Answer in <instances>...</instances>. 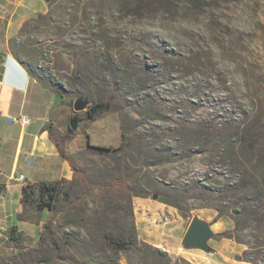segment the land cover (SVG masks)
Instances as JSON below:
<instances>
[{"label":"rangeland","instance_id":"374dc122","mask_svg":"<svg viewBox=\"0 0 264 264\" xmlns=\"http://www.w3.org/2000/svg\"><path fill=\"white\" fill-rule=\"evenodd\" d=\"M102 1L50 0L44 11L25 21L15 41L29 44L44 71V86L50 88L53 82L62 87L69 109L60 121V135L69 130L64 149L86 175L88 189L74 209H67L81 185L73 174L64 179L49 236L43 213L32 204L22 205L21 192L19 199L7 194L15 185L22 189L32 184L16 182L19 175L11 173V163L3 157L0 264H72L69 258L81 263L88 249L83 226L87 221L99 220L100 231L115 232L117 210L123 213L131 203L134 216L137 202L153 199L132 196L135 189L129 181L117 191L96 187L107 181L104 171L115 167L116 157L100 156L87 143L115 149L122 135L137 150L136 160L148 161L138 174L140 181H152L178 209L166 206L188 225L197 218L208 226L211 236L203 255L215 264L222 261L219 254L237 261L246 246L223 237L233 230V222L218 217L214 209L217 199L230 200L227 189H236V177L208 164L207 154L177 152L174 135L180 128L190 133L202 124L207 136L232 125L260 141L256 135L264 134V0H203L207 4L199 14L173 0H110L108 7ZM82 97H113V104L107 115L90 121L87 105L74 109ZM71 119H76L75 128L69 125ZM165 147L173 155L156 158L154 150L166 155ZM257 150L252 164L264 158V150ZM130 160L128 170L137 171L140 164ZM10 200L14 204H8ZM136 231L138 235L137 226ZM240 237L249 244L263 238L250 229ZM52 239L60 245L59 257L53 256ZM117 258L120 264H140L125 252Z\"/></svg>","mask_w":264,"mask_h":264},{"label":"trees","instance_id":"16d2710c","mask_svg":"<svg viewBox=\"0 0 264 264\" xmlns=\"http://www.w3.org/2000/svg\"><path fill=\"white\" fill-rule=\"evenodd\" d=\"M173 1L189 5L197 14L203 12V8L207 4L203 0ZM102 5L103 7H108L110 0H103ZM26 25L27 22L23 24L18 35L10 39L9 49L13 58L27 74L37 82L43 84L46 80L44 71L39 65L38 58L33 57V51L29 50V44L19 43L15 45V41L22 35ZM50 90L58 97L64 98L61 86L52 82L50 83ZM81 101L87 105V119L94 121L108 114L113 104V97H108L105 100L100 97H82ZM51 128V125L47 127L49 138L59 158L68 163L73 176L77 178L78 184L81 185V190L77 197L73 198L66 207L67 209H74V206L87 194L88 180L84 172L76 167L71 155L66 153L64 149L65 136L69 130L66 129L64 135H60L55 139ZM203 128L201 124L199 128L190 131V133L184 128H180L177 132L175 131L174 137L178 141V149L176 151L182 155L191 152L199 155L207 154L209 158L208 162H210L208 164H213L215 167L222 169L225 168L228 175L236 177V189H227L230 193V197H228L230 200H225L227 197H221L217 199L218 205L214 208L218 217H227L233 222V230L223 237L246 246L241 255L235 258L237 261L249 264H264V158L261 157V159L255 161V164H252L253 154L258 152L257 147L260 148V152L264 150V134L259 133L256 135L260 141L255 142L251 139L252 135H248L246 133L247 130L244 128L241 130L239 126L233 127L229 125L228 129L223 128L221 132L217 131L213 133L214 135L208 133L207 136L202 133L201 129ZM232 129L234 132L230 133L229 131ZM207 143H210L208 149L206 148ZM87 146L100 156L116 157L114 161L115 167L104 171L107 181L96 184L97 188L117 191L126 188L125 182L129 181L133 184V189H135L132 196L149 198L155 195V200L158 202L178 209L175 203H171L164 197V194L157 190L159 188L152 181H149V179H142L140 181L138 174L142 171V167L148 165V161L143 159L142 161L136 160L134 154H136L137 150L130 142L126 141L124 135H122L121 144L115 149L93 147L88 143ZM163 149L166 155L159 154L160 151L155 149L154 152L157 154L154 156L160 158L162 156L170 157L173 155L167 147ZM127 160H130L134 165L140 164L141 167H138L137 171L135 169L130 172L127 168ZM64 182V179H60L55 182L26 185L21 189L20 203L22 205L26 203L32 204L38 211L43 213L46 219L43 223L44 230L49 236L50 216L55 212L59 196V186ZM82 215L83 213H81V220ZM115 218V221L119 224L115 228V232L105 233L104 230L100 231L97 228L100 225L99 220H90V222L87 221L83 225L89 238L86 243L89 250H86L81 263H78L73 258H69L72 264H120L117 258V254L120 252H125L127 258L136 257L140 264H190L182 258L173 259L162 249L139 240L131 203L128 204L123 213L121 210H117ZM245 229L254 230L261 234L263 237L262 241H256L254 244L245 243L240 237ZM51 245L54 251L53 256L59 257L60 245L56 241L54 242L53 239L51 240Z\"/></svg>","mask_w":264,"mask_h":264},{"label":"crops","instance_id":"0c3cea01","mask_svg":"<svg viewBox=\"0 0 264 264\" xmlns=\"http://www.w3.org/2000/svg\"><path fill=\"white\" fill-rule=\"evenodd\" d=\"M46 5L45 0H0V160L4 157L11 163V173L17 172L31 184L72 177L71 168L59 158L47 129L51 125L60 136V121L69 108L63 98L31 78L9 49L10 39L23 23L44 11ZM23 115L29 119L27 124L20 120ZM20 192V184L11 191L7 189L14 199L20 198ZM13 202L7 201L10 205ZM163 217L169 218L167 224L161 222ZM134 220L139 238L171 258H182L191 264H215L202 250L184 247L188 224L170 207L154 199H141L134 207ZM219 256L222 261L218 264H248Z\"/></svg>","mask_w":264,"mask_h":264},{"label":"water","instance_id":"95a60500","mask_svg":"<svg viewBox=\"0 0 264 264\" xmlns=\"http://www.w3.org/2000/svg\"><path fill=\"white\" fill-rule=\"evenodd\" d=\"M46 2H49L50 0H45ZM85 103L77 100L74 105L75 110H80L83 107H85ZM76 120H70L69 125L72 128H75ZM155 195L153 196V199H155ZM211 236L209 232L208 226L200 221L197 218H193L191 222L189 223L186 232L183 237V244L184 247L187 249H200L202 251H205L206 248V241Z\"/></svg>","mask_w":264,"mask_h":264},{"label":"built area","instance_id":"2783aa9c","mask_svg":"<svg viewBox=\"0 0 264 264\" xmlns=\"http://www.w3.org/2000/svg\"><path fill=\"white\" fill-rule=\"evenodd\" d=\"M20 120H21V122H22L23 124H27L28 121H29L28 117H26V116H24V115L20 117ZM23 179H24V177H23L22 175H19V176L17 177V180H18V181H22ZM161 222L164 223V224H167V223L169 222V218H168V217H163Z\"/></svg>","mask_w":264,"mask_h":264}]
</instances>
